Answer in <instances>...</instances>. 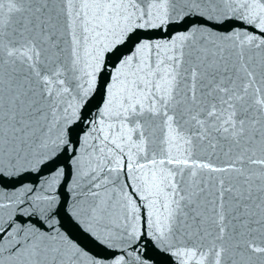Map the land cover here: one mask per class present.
<instances>
[{
    "label": "snow or ice",
    "instance_id": "6c2138e0",
    "mask_svg": "<svg viewBox=\"0 0 264 264\" xmlns=\"http://www.w3.org/2000/svg\"><path fill=\"white\" fill-rule=\"evenodd\" d=\"M187 16L198 19L167 42L118 54L133 30ZM225 21L249 27H212ZM251 29L264 34V0H0V173L5 159L40 163L72 143L71 125L116 55L100 116L110 121L103 140L114 146L108 171L128 158L126 238L139 236L135 194L153 218V238L178 264H264V39ZM104 170L102 162L83 173L91 188L101 187ZM91 188L97 199L84 211L98 225L110 210ZM50 208H39L45 221ZM15 231L23 243L12 231L0 237L8 260L81 264L82 250L66 238L35 224Z\"/></svg>",
    "mask_w": 264,
    "mask_h": 264
},
{
    "label": "water",
    "instance_id": "95a60500",
    "mask_svg": "<svg viewBox=\"0 0 264 264\" xmlns=\"http://www.w3.org/2000/svg\"><path fill=\"white\" fill-rule=\"evenodd\" d=\"M197 19L195 16H187L179 21L170 20L158 28H137L119 46L118 54H129L134 51L138 43L143 41L165 43L178 32L191 28ZM237 26L241 29L249 27L239 21H225L223 24L212 25L222 31H230ZM251 31L264 39V34L258 33L255 29ZM116 59L117 56L112 54L106 57V71L98 75L96 86L85 98L78 117L71 125L70 145L61 147L40 163H36L35 159L29 156L27 160L22 159L13 166L5 159L4 171L0 173V204L11 206L0 208V227L4 229V232H0V237L12 231L13 242L19 240L23 243L24 234L16 232L15 229L22 224L27 227L35 224L42 231L58 234L59 237L68 239L80 248L84 254L81 264H90L93 259L98 264H113L114 258L121 255L124 256V264H178L171 252L164 251L163 246L153 238L155 230L152 224L153 218L147 215V208L135 194L133 195L140 211L139 219L133 222L136 224L139 236L132 240L126 238L128 229L125 226L130 228L131 222L126 218V210L122 207L124 204L122 195L123 192H132L131 186L125 188V184L128 183L127 177L131 175L127 171L128 158L123 157L124 166L120 172L108 171L112 160L109 159L111 154L107 149L114 146L106 145L103 140L104 135L111 134L108 126L110 121L105 119L101 123L100 116L104 104L105 86L110 82L109 73L112 72V68L107 66L115 65ZM89 120L93 123H88ZM102 148L104 152L100 151ZM153 151L157 159L161 158L162 153L155 145ZM153 151H149L147 158L142 155L136 157L137 162L146 163L147 159L152 158ZM102 162L105 170L100 172L101 187L91 188L88 177H83V173ZM212 162L222 164L224 160L213 159ZM57 171L61 173L59 176H55ZM145 171L142 169L139 172L142 178ZM103 177H108V182H105ZM89 188L100 193L99 199L106 200L110 210L98 225L95 222L89 225L84 211L97 199L89 194ZM34 196L42 199L36 201L33 199ZM49 204L51 208L48 214L52 219L45 221L39 208L47 207ZM97 234L102 237L107 236L108 244L101 243L96 238ZM10 246L5 242L3 247ZM7 257V251L0 252V260L3 264H24L23 261H11Z\"/></svg>",
    "mask_w": 264,
    "mask_h": 264
}]
</instances>
